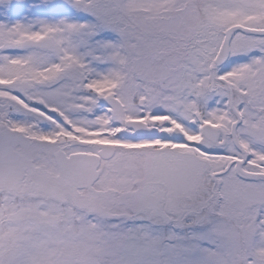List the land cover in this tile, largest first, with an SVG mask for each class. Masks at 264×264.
<instances>
[{
	"label": "snow or ice",
	"instance_id": "snow-or-ice-1",
	"mask_svg": "<svg viewBox=\"0 0 264 264\" xmlns=\"http://www.w3.org/2000/svg\"><path fill=\"white\" fill-rule=\"evenodd\" d=\"M0 264H264V0H0Z\"/></svg>",
	"mask_w": 264,
	"mask_h": 264
}]
</instances>
